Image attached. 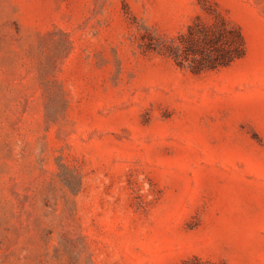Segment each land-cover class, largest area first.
Listing matches in <instances>:
<instances>
[{"label": "rangeland", "instance_id": "obj_1", "mask_svg": "<svg viewBox=\"0 0 264 264\" xmlns=\"http://www.w3.org/2000/svg\"><path fill=\"white\" fill-rule=\"evenodd\" d=\"M200 261L264 264V0H0V264Z\"/></svg>", "mask_w": 264, "mask_h": 264}, {"label": "trees", "instance_id": "obj_2", "mask_svg": "<svg viewBox=\"0 0 264 264\" xmlns=\"http://www.w3.org/2000/svg\"><path fill=\"white\" fill-rule=\"evenodd\" d=\"M177 39H172L161 49L177 64L188 66L197 73L229 65L246 53L242 31L222 14L211 25L190 24Z\"/></svg>", "mask_w": 264, "mask_h": 264}]
</instances>
